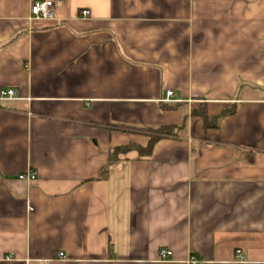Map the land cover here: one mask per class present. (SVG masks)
I'll return each instance as SVG.
<instances>
[{"label": "crops", "instance_id": "0c3cea01", "mask_svg": "<svg viewBox=\"0 0 264 264\" xmlns=\"http://www.w3.org/2000/svg\"><path fill=\"white\" fill-rule=\"evenodd\" d=\"M33 1L0 0V264H264V0Z\"/></svg>", "mask_w": 264, "mask_h": 264}, {"label": "trees", "instance_id": "16d2710c", "mask_svg": "<svg viewBox=\"0 0 264 264\" xmlns=\"http://www.w3.org/2000/svg\"><path fill=\"white\" fill-rule=\"evenodd\" d=\"M176 105L170 106L168 109H177L175 108ZM236 112V107L231 106L230 108L222 111L220 114L217 116L210 117L208 114V109L205 104L201 106V108L196 109L193 108L190 111V116L191 117H201L203 122H204V127L206 129L209 128H216L218 126V121L220 120L221 117L225 115H230L234 114ZM187 120V117L184 118V122ZM184 122L180 125H162L160 127H148L145 128L144 131H146L149 135V140L146 145H141L138 143H129L125 145H120L116 146L113 148V151L111 153V158H110V165L115 164L120 160V154H126L131 150H138L141 155H150L158 141H160L163 138L166 137H173L177 136L179 130H181L184 127Z\"/></svg>", "mask_w": 264, "mask_h": 264}, {"label": "built area", "instance_id": "2783aa9c", "mask_svg": "<svg viewBox=\"0 0 264 264\" xmlns=\"http://www.w3.org/2000/svg\"><path fill=\"white\" fill-rule=\"evenodd\" d=\"M56 6L57 2L55 0H34L30 6V12L33 16L43 19H53L56 16ZM90 14L89 10H82L83 16H88ZM173 95L172 91H168L167 101L171 99ZM19 95L15 88L3 87L0 88V107L5 101L18 99ZM20 179L34 180L36 178L33 172L22 173L19 175ZM60 257L65 258V254L61 252ZM173 256V251L169 248H161L159 252V257L162 260L170 259ZM188 264H205L204 260L199 259L195 255H191L188 260Z\"/></svg>", "mask_w": 264, "mask_h": 264}]
</instances>
